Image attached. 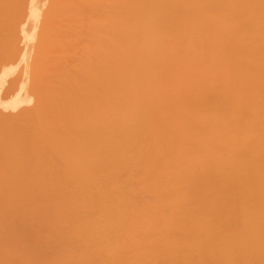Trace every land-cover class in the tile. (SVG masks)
Segmentation results:
<instances>
[{"label": "bare ground", "instance_id": "6f19581e", "mask_svg": "<svg viewBox=\"0 0 264 264\" xmlns=\"http://www.w3.org/2000/svg\"><path fill=\"white\" fill-rule=\"evenodd\" d=\"M0 264H264V0H0Z\"/></svg>", "mask_w": 264, "mask_h": 264}]
</instances>
